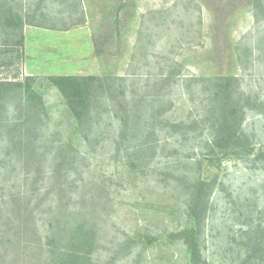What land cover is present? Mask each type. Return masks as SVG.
Returning a JSON list of instances; mask_svg holds the SVG:
<instances>
[{
  "label": "rangeland",
  "instance_id": "obj_1",
  "mask_svg": "<svg viewBox=\"0 0 264 264\" xmlns=\"http://www.w3.org/2000/svg\"><path fill=\"white\" fill-rule=\"evenodd\" d=\"M65 1L6 0L7 7L23 16L24 30L25 24H34L51 27L54 31H69L41 29L32 34L33 44L31 41L27 44L28 54L34 56L29 59V67L42 68L44 74L34 75L38 79L35 86L41 90L48 107V117L44 116L47 122L39 128L48 144L43 150L52 148V134L58 132L66 136L73 130L60 92L47 81L51 75L103 76L112 72L125 76L128 79L125 84L132 90L145 88L149 77L171 67L177 69L180 63L186 76L191 77L232 73L242 87V96L244 92L251 96L243 103L254 108L248 111L243 125L254 144L253 155L247 162L224 159L221 166L215 165L210 159L212 156H208L209 150L203 149L207 157L202 158L196 140L179 147L177 138L170 136L174 131L170 130L163 132L162 148L151 164L150 175L140 179L112 163L115 153L112 140L105 143L104 149L96 144L97 153L91 159L92 172L101 179L111 180L105 186L112 194L114 209L102 241V264L118 249L115 247L126 234H167L184 227L189 196L183 186L188 180H179V184L173 171L176 168H180L177 173L185 171V166L177 162L187 163L182 160L187 155L201 157L205 178L217 179L218 184L205 220L203 253L206 260L212 264H261L260 256L253 254L257 249L264 258V167L261 166L264 165V7L254 10L251 0ZM122 2L126 6L121 11ZM19 30L9 31L8 37L0 28V81H23L28 76L25 42L18 41ZM5 38L9 44H4ZM96 45L100 56L96 55ZM235 45L241 46L239 55ZM249 48L253 51L252 59L246 55ZM198 96L201 93L197 85L175 89L172 93L174 110L166 113L163 122L170 120L178 124L202 114L203 101ZM24 112L13 111L9 116L25 115ZM102 130L111 138L118 133V124L113 128L104 126L98 133ZM26 161L24 157L13 161L17 171L10 168L13 172L7 176L10 180H6L2 172L0 196L3 195L4 200L1 205L17 194L25 206L32 197L29 193L35 187V173ZM49 165L47 162L46 166ZM47 167L45 174L50 171ZM27 172L30 175L27 176ZM114 173L116 176H112ZM36 185L41 187V184ZM50 195L44 204L52 205V192ZM10 203L5 214L14 209L13 202ZM38 213L37 226L45 238L47 218L41 209ZM165 242L168 241H161L158 247L144 246V252L135 247L130 256L119 250L114 264H188L180 244Z\"/></svg>",
  "mask_w": 264,
  "mask_h": 264
},
{
  "label": "trees",
  "instance_id": "obj_2",
  "mask_svg": "<svg viewBox=\"0 0 264 264\" xmlns=\"http://www.w3.org/2000/svg\"><path fill=\"white\" fill-rule=\"evenodd\" d=\"M124 3L119 7L121 11L126 6ZM251 3L254 10L264 7V0H251ZM22 18L19 11L6 6V0H0V28L8 37L9 31L14 33L19 28L20 43L23 40ZM256 21L260 20L256 18ZM2 41L9 42L7 38ZM234 49L239 55L241 46L235 45ZM100 54L96 45V55ZM246 55L252 59L253 51L247 49ZM177 66V69L171 67L149 77L145 88L132 90L125 84L128 81L125 76L112 72L103 76L47 77L52 88L60 92L62 104L73 123L72 132L66 136L58 132L52 134V148L47 150H43L48 144L39 128L47 122L44 116H47L48 107L41 90L35 86L37 77L0 81V177L3 171L6 178L11 175L10 168L16 172L13 161L23 157L35 173V187L29 193L32 197L25 206L17 194L5 200V205H1L4 197L0 196V264H102V241L114 209L112 194L105 186L111 180L101 179L92 172L91 159L97 153L96 144L104 149L105 143L112 140L115 150L112 163L117 169L124 167L140 179L150 175L151 164L162 148L164 131H174L170 136L177 138L179 147L196 140L202 158L207 157L203 149L209 150L208 156H212L210 159L215 165L221 166L224 159L250 160L254 144L243 125L248 111L254 108L243 103L251 96L245 92L242 96L238 79L232 73L186 76L182 64ZM192 85L200 89L198 98L203 101L202 114L178 124L170 120L163 122L166 113L174 110L172 93L175 89H189ZM17 110H25V115L9 116ZM115 124H118V133L113 137L108 138L104 134L106 130L98 133L104 126L113 128ZM202 158L187 155L182 159L187 163L177 162L185 166V171L177 173L180 168L173 171L179 184V180H188L183 186L189 196L184 227L167 234H126L115 247L118 249L114 248L115 252L103 264L116 263L115 254L119 250L130 256L135 247L144 252V246L158 247L163 240L168 241L166 244H180L188 264H212L203 253L204 230L211 196L218 184L217 179L205 178ZM47 162H50L48 167ZM46 167L50 169L48 174H45ZM51 192L52 205L44 204ZM11 201L14 209L5 214ZM40 209L47 218L45 238L37 226ZM256 250L253 255L260 256L262 264L264 258Z\"/></svg>",
  "mask_w": 264,
  "mask_h": 264
},
{
  "label": "crops",
  "instance_id": "obj_3",
  "mask_svg": "<svg viewBox=\"0 0 264 264\" xmlns=\"http://www.w3.org/2000/svg\"><path fill=\"white\" fill-rule=\"evenodd\" d=\"M40 16H44L43 15V13H40ZM49 28H51V27H45V28H41V27H39L38 25H34V24H25V30L23 29V40H24V42H25V59H26V64H27V67H26V70H27V73H26V75H28V76H30V75H44L43 73H42V68H39V67H34V68H31V67H29V59H31L32 57H34V56H30L29 54H28V51L26 50L27 49V44H28V42L29 41H31L32 42V39H33V37H31V36H34V35H32L33 33H35V32H37V31H40L41 29H43V30H47V31H54V30H52V28L51 29H49ZM60 31H62V30H55L54 32H60ZM64 33L65 32H69V31H63ZM63 32H60V33H63ZM32 44H33V42H32ZM29 45H31V44H29ZM34 45L36 46V42L34 43ZM39 53H40V50H39ZM35 56H38V54L37 55H35ZM29 70L30 71H32L33 72V74H29V73H32V72H29ZM40 72V74H38ZM36 73V74H35ZM52 76V75H51ZM27 77V76H26Z\"/></svg>",
  "mask_w": 264,
  "mask_h": 264
}]
</instances>
